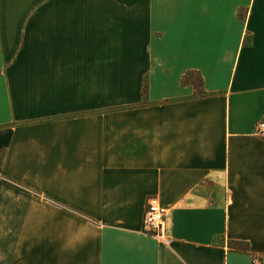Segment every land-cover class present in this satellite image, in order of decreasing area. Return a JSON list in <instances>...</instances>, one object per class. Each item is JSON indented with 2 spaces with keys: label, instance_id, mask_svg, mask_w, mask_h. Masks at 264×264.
Listing matches in <instances>:
<instances>
[{
  "label": "crops",
  "instance_id": "crops-1",
  "mask_svg": "<svg viewBox=\"0 0 264 264\" xmlns=\"http://www.w3.org/2000/svg\"><path fill=\"white\" fill-rule=\"evenodd\" d=\"M258 119L264 0H0V264H264Z\"/></svg>",
  "mask_w": 264,
  "mask_h": 264
},
{
  "label": "built area",
  "instance_id": "built-area-1",
  "mask_svg": "<svg viewBox=\"0 0 264 264\" xmlns=\"http://www.w3.org/2000/svg\"><path fill=\"white\" fill-rule=\"evenodd\" d=\"M253 135L259 138H264V119H258L253 126ZM166 208L161 205L159 200L150 196L144 202V209L141 218V232L154 237L162 243L170 242V235L165 230ZM261 258L253 257L251 264H262Z\"/></svg>",
  "mask_w": 264,
  "mask_h": 264
},
{
  "label": "trees",
  "instance_id": "trees-1",
  "mask_svg": "<svg viewBox=\"0 0 264 264\" xmlns=\"http://www.w3.org/2000/svg\"><path fill=\"white\" fill-rule=\"evenodd\" d=\"M180 83L182 85L184 84H190L195 92V95L197 97H200V96H203L204 95V92L202 91L201 89V81H200V78L199 76L192 72V71H189V72H186L180 79ZM145 93V84L142 85V94Z\"/></svg>",
  "mask_w": 264,
  "mask_h": 264
}]
</instances>
